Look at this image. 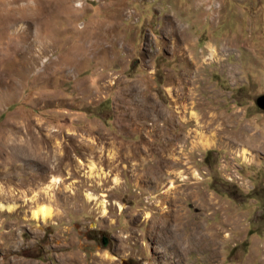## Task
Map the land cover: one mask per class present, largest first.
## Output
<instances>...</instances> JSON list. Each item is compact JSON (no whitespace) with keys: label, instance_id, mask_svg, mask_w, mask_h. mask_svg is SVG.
<instances>
[{"label":"rangeland","instance_id":"374dc122","mask_svg":"<svg viewBox=\"0 0 264 264\" xmlns=\"http://www.w3.org/2000/svg\"><path fill=\"white\" fill-rule=\"evenodd\" d=\"M263 94L264 0H0V264H264Z\"/></svg>","mask_w":264,"mask_h":264},{"label":"water","instance_id":"95a60500","mask_svg":"<svg viewBox=\"0 0 264 264\" xmlns=\"http://www.w3.org/2000/svg\"><path fill=\"white\" fill-rule=\"evenodd\" d=\"M256 105L261 109L264 110V94L260 95L257 100H256ZM103 245L107 246L108 245V240L106 237L103 239Z\"/></svg>","mask_w":264,"mask_h":264},{"label":"bare ground","instance_id":"6f19581e","mask_svg":"<svg viewBox=\"0 0 264 264\" xmlns=\"http://www.w3.org/2000/svg\"><path fill=\"white\" fill-rule=\"evenodd\" d=\"M3 207H4V206H3ZM3 207H2V208H3ZM10 209H11V208H10ZM38 215H39V214H37V216H38ZM50 215H51V213L48 212V211H47V212L45 211V212H43V214H42V216H43L44 218H45V217H48V216H50Z\"/></svg>","mask_w":264,"mask_h":264}]
</instances>
